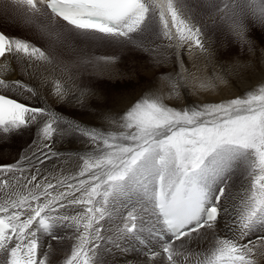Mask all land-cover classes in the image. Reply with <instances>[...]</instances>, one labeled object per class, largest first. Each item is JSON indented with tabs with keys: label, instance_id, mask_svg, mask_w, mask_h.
<instances>
[{
	"label": "snow or ice",
	"instance_id": "obj_1",
	"mask_svg": "<svg viewBox=\"0 0 264 264\" xmlns=\"http://www.w3.org/2000/svg\"><path fill=\"white\" fill-rule=\"evenodd\" d=\"M252 25L264 29V0H0V264L129 252L136 264H258L264 49ZM233 44L261 67L225 60ZM125 53L150 79L109 106L97 81L138 75L121 69ZM257 71L244 92H220ZM202 93L220 99L188 100Z\"/></svg>",
	"mask_w": 264,
	"mask_h": 264
},
{
	"label": "bare ground",
	"instance_id": "obj_2",
	"mask_svg": "<svg viewBox=\"0 0 264 264\" xmlns=\"http://www.w3.org/2000/svg\"><path fill=\"white\" fill-rule=\"evenodd\" d=\"M256 44V43H255ZM264 47V46H263ZM259 48V47H258ZM257 49V47H256ZM257 56H259V52H257ZM235 58H239L241 61L246 62L249 59H254L257 68H260L261 65L259 63L258 59L252 58L250 57V55L246 52L245 54H234L229 58H225V60H233ZM130 69L132 70H136V69H141L143 74V79H137V78H133L131 77V79L125 77L123 80L121 79H108L107 76L100 78V81H105V83L103 84H97L98 88L100 90V93L102 96H104L108 102H109V106H114V105H118L119 102L123 99V100H127V99H134L137 98L140 94H141V90L144 89L147 85V83L149 82L150 76L149 73L145 70V66L143 65V63L137 62V64L135 66H132ZM260 78V73L259 71H257L256 73H241L240 76L238 77H234L231 78L232 79V83L234 85V87H225L222 88L220 90V92H222L224 97H231V96H235L238 95L242 92L245 91L246 88L249 87V84L252 82H255V80ZM128 80V84H131V87H126L125 88H118L121 90H110L108 91V88H112V87H119V82H123L124 86L125 81ZM110 85V86H109ZM214 99H220V95L219 94H209V93H202L199 96L197 95H192L190 94L188 96V100L189 101H204V100H214ZM97 103H103V101H97ZM169 103H183V101L180 102H169ZM67 115H69L70 117H75V118H80V119H89V116H81V114L71 108H64L62 109ZM26 138V136H25ZM32 137L28 136V138H26L25 140L22 141H17L15 142V144H13L9 151L12 152L13 154H15V152L19 149L22 148V146L28 142ZM58 147H62V148H66V149H70V150H77L79 149L81 146L79 144H65V145H58ZM136 256L137 253L135 252H129L127 254L124 255H117L116 256V260L118 262V264H136ZM258 264H264V257H258Z\"/></svg>",
	"mask_w": 264,
	"mask_h": 264
},
{
	"label": "rangeland",
	"instance_id": "obj_3",
	"mask_svg": "<svg viewBox=\"0 0 264 264\" xmlns=\"http://www.w3.org/2000/svg\"><path fill=\"white\" fill-rule=\"evenodd\" d=\"M249 36L253 39V42H254V45H255V48L257 47L256 49V52H260L261 49H264V29H261L260 27L256 26V25H252L251 28H250V31H249ZM256 43V44H255ZM259 47V48H258ZM224 51V50H222ZM247 51H241L240 47L238 45H231L230 48H228L226 50V55L224 58H229L231 57L232 55L234 54H245ZM137 62H140L142 63V61L136 57L134 54H127L125 53L122 57V64H121V69L127 71L129 70L132 66H135L137 64ZM138 70V75H133L132 77L133 78H137V79H143V72L141 69H136ZM128 80L127 79L125 81V86H124V83L123 82H119V87H112V88H108V91L114 89L116 91L118 90H121V89H118V88H125L126 87H131V84H128ZM105 83V81H100L98 80L97 81V84H103ZM110 86V85H109ZM26 138H28V136H26ZM25 136L24 137H21L19 139H17V141H22V140H25L26 139Z\"/></svg>",
	"mask_w": 264,
	"mask_h": 264
}]
</instances>
